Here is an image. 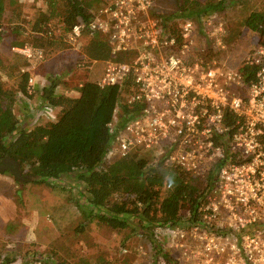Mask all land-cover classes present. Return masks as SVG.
Returning <instances> with one entry per match:
<instances>
[{"label": "built area", "instance_id": "2783aa9c", "mask_svg": "<svg viewBox=\"0 0 264 264\" xmlns=\"http://www.w3.org/2000/svg\"><path fill=\"white\" fill-rule=\"evenodd\" d=\"M161 1L113 0L89 25L79 20L70 32L75 51L85 30L106 42L110 59L103 62L98 85L130 84L120 104L142 107L116 133L115 153L109 155L154 152L166 166L197 176L220 165L199 210L200 223L159 229L174 254L166 253L168 259L155 254L152 264H264V48L249 58L256 74L246 84L239 71L195 55L193 21L185 20L178 35H168L156 14ZM11 50L29 64L47 55L32 45ZM240 88L243 96L237 95ZM34 93L30 77L27 95L20 96L26 100ZM42 108L44 117L56 120V111ZM227 112L236 118L231 127L224 123ZM120 117L118 106L113 131Z\"/></svg>", "mask_w": 264, "mask_h": 264}, {"label": "trees", "instance_id": "16d2710c", "mask_svg": "<svg viewBox=\"0 0 264 264\" xmlns=\"http://www.w3.org/2000/svg\"><path fill=\"white\" fill-rule=\"evenodd\" d=\"M43 1L47 11L39 12L40 18L32 28L39 42L53 40L54 36L49 37L50 33L54 34L49 25L51 20L60 19L63 30L69 34L79 20L89 25L101 9L113 2ZM176 1L180 4L177 14L164 20L158 16L164 31L171 36L179 33L176 24L172 23L176 19L195 20L201 24L205 18L219 13L235 0ZM94 3L97 4L93 7ZM5 10L6 0H0V43L8 37L12 47L29 45L31 40H22L23 32L18 28L3 31ZM243 25L258 35V47L264 48V12L252 11ZM81 39L89 41L86 47H82L90 61L105 62L110 59V49L103 39L91 37L86 30ZM123 59L119 57L117 60ZM81 63L83 66H80ZM78 64L84 67L86 60H79ZM87 65L90 63L87 62ZM30 67L29 63H25L27 70ZM239 72L246 84L255 79L256 68L248 63ZM29 80V72H19L17 94L27 95ZM48 82L49 86L42 90L40 102L42 107L56 111L57 118L44 126L28 128L27 125H19L13 113L15 94L6 90L0 80V162L9 159L19 167L20 175H13L17 184L34 183L69 191L78 189L76 201L88 222L97 220L113 230L135 226L152 238V242L154 233L159 229L200 223L199 210L216 184L220 165L208 168L204 176H197L185 173L176 166L168 167L165 160L150 153L142 154L143 151L106 164L116 133L142 109L138 105L129 108L120 104L121 96L130 93V84L101 88L97 81H87L80 85L79 98L73 99L59 93L57 79L48 78ZM118 106L121 119L116 131H113ZM235 122L232 114L225 113L226 127ZM136 219L138 223H134ZM154 250L157 258H169L158 246ZM40 256L43 257L41 261L32 258L33 255L32 260L28 258L24 264H60L53 253ZM16 261L18 258L15 256L0 255V264H14ZM95 264L113 263L99 260Z\"/></svg>", "mask_w": 264, "mask_h": 264}, {"label": "rangeland", "instance_id": "374dc122", "mask_svg": "<svg viewBox=\"0 0 264 264\" xmlns=\"http://www.w3.org/2000/svg\"><path fill=\"white\" fill-rule=\"evenodd\" d=\"M45 4L43 0H6L2 29L9 32L18 28L23 32L22 40L30 39L29 45L46 50V58L34 61L28 69L34 80V87L37 75L55 78L60 83L59 93L75 98L80 85L101 78L104 63L90 61L85 57L86 52L82 46H87L88 39H81L82 48L75 51L70 44V33L63 30L58 18L51 20L49 24L54 31L53 40L37 42L32 28L40 18L39 12L47 11ZM179 5L176 0H162L156 14L163 20L167 19L178 13ZM252 11L264 12V0H235L219 13L205 18V23L191 20L195 25V55H203L204 59L216 62L225 69L239 71L259 48L258 35L243 25ZM183 22L185 20L176 19L172 23L179 30ZM0 46V80L6 90L15 94L13 113L19 125L32 128L55 121L54 118L48 120L43 116L44 108L41 105L36 108L33 106L28 115L20 111L19 105L22 103L19 100H28L19 99L22 97L16 93L17 79L28 62L12 52L8 37L3 39ZM202 50L204 54L200 52ZM83 59L86 64L80 67L83 63L79 66L78 62ZM87 62L90 63L89 66ZM236 91L237 95L245 94L244 89ZM36 95L40 97L41 94L35 92L31 97L37 100ZM54 117L57 118V112ZM143 153L154 155V152ZM114 157L115 154L108 155L106 164L113 162ZM14 174L20 175L17 165L0 168V255L15 256L18 261L14 264H24L28 258L41 261L43 257L40 255L47 253H53L60 264H95L99 260L113 264H152L155 246L169 255L174 254L167 234H163L161 230L154 233L155 240L152 242V238L135 226L113 230L97 220L88 222L76 201L78 189L69 191L62 187L34 183L21 185L17 184ZM138 222V219L134 220V223Z\"/></svg>", "mask_w": 264, "mask_h": 264}, {"label": "crops", "instance_id": "0c3cea01", "mask_svg": "<svg viewBox=\"0 0 264 264\" xmlns=\"http://www.w3.org/2000/svg\"><path fill=\"white\" fill-rule=\"evenodd\" d=\"M35 83L36 84H35L34 90H35L36 94H38V95L42 93V90L44 88H46L47 86H49L48 77H46V76H39V75H37L36 76ZM76 95L77 96H75V98H73V97L72 98L73 99L79 98V96H80L79 92H77ZM19 99H22V98H19ZM35 99H36L35 97L34 98H32V97H26V100H28V102L19 100V101H21L20 103H22V104L19 105V107H20L19 109H20L21 112H23L24 115L30 114L29 111H30V109L31 110L33 109V106H34V108H36L37 105H39V106L41 105L40 97L37 96V100H35Z\"/></svg>", "mask_w": 264, "mask_h": 264}, {"label": "flooded vegetation", "instance_id": "af4514ba", "mask_svg": "<svg viewBox=\"0 0 264 264\" xmlns=\"http://www.w3.org/2000/svg\"><path fill=\"white\" fill-rule=\"evenodd\" d=\"M10 165H14L13 162L9 159H5L2 162H0V168L4 167V166H10Z\"/></svg>", "mask_w": 264, "mask_h": 264}]
</instances>
